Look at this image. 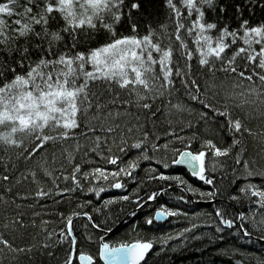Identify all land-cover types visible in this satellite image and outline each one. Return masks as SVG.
<instances>
[{
	"label": "trees",
	"instance_id": "trees-1",
	"mask_svg": "<svg viewBox=\"0 0 264 264\" xmlns=\"http://www.w3.org/2000/svg\"><path fill=\"white\" fill-rule=\"evenodd\" d=\"M256 91L264 0H0V264H68L74 240L100 264L105 237L152 241L142 264H264L225 226L239 209L264 238ZM184 149L202 181L174 165Z\"/></svg>",
	"mask_w": 264,
	"mask_h": 264
},
{
	"label": "water",
	"instance_id": "water-1",
	"mask_svg": "<svg viewBox=\"0 0 264 264\" xmlns=\"http://www.w3.org/2000/svg\"><path fill=\"white\" fill-rule=\"evenodd\" d=\"M174 164L176 166L187 169L193 176L199 177L202 171V168H203V154L193 153L190 150H184L179 154L178 159L175 161ZM113 187L114 189L119 190L122 187V184L120 182H117L114 184ZM171 188L185 189L184 186L182 185H175ZM185 191L187 192L188 196L192 198L193 203L209 204L213 202H223L220 199L214 200V201L213 200L211 201L198 200L193 195H191L187 190ZM151 200L153 199L151 198L149 201L141 205L138 209H136V212H138L144 205L148 204ZM263 205H264V202H263ZM80 216H85V214H77L75 217H73L70 220L69 226H71L72 221L75 218L80 217ZM240 216L242 217L243 214L240 213ZM127 217L120 224L117 225V228H120L122 227V225H124ZM169 218L170 216L162 210L156 211L154 215V221L162 223V224L166 223L169 220ZM227 225H230L229 221H227ZM244 234L247 235L246 233ZM247 236L252 239L264 241V239L257 238L249 234ZM104 239L101 240V247H100V254H99V258L103 264H141L145 260V258L154 249V245L150 242H134L127 246L111 247V245L108 242L104 241ZM74 247H75V242L73 245L72 258L69 264H72L74 261V256H75ZM78 262L79 264H93L94 259L87 254H80L78 256Z\"/></svg>",
	"mask_w": 264,
	"mask_h": 264
},
{
	"label": "rangeland",
	"instance_id": "rangeland-1",
	"mask_svg": "<svg viewBox=\"0 0 264 264\" xmlns=\"http://www.w3.org/2000/svg\"><path fill=\"white\" fill-rule=\"evenodd\" d=\"M261 93H259V91H256V92H245L244 93V95H243V92H241V95H240V97H242L243 99H246V98H248L249 100H250V102L251 103H253V100H254V98H256V102H260V100L261 99H264V97L263 98H261V97H259V95H260ZM263 103L264 102H260L259 104H261V105H263ZM253 105H254V103H253ZM168 213H171V214H175L174 212H170V211H168ZM73 217H75V215L73 216ZM72 217V218H73ZM176 234L175 235H168V236H165V241L166 240H169V239H171V238H174L176 235H178V232H175ZM125 241H118V242H116V243H114V244H117V245H119V244H123ZM125 244V243H124Z\"/></svg>",
	"mask_w": 264,
	"mask_h": 264
},
{
	"label": "bare ground",
	"instance_id": "bare-ground-1",
	"mask_svg": "<svg viewBox=\"0 0 264 264\" xmlns=\"http://www.w3.org/2000/svg\"><path fill=\"white\" fill-rule=\"evenodd\" d=\"M238 211H240V210L238 209ZM232 222L234 224H236L237 226H239V227L236 228V230L238 232L250 233L251 234V232L239 220H232ZM249 225L252 228V230H254V228L256 226V221H251V222L249 221ZM132 239H136V238H132Z\"/></svg>",
	"mask_w": 264,
	"mask_h": 264
}]
</instances>
